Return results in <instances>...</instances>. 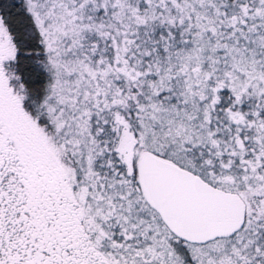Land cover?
Segmentation results:
<instances>
[{"label": "snow or ice", "instance_id": "obj_1", "mask_svg": "<svg viewBox=\"0 0 264 264\" xmlns=\"http://www.w3.org/2000/svg\"><path fill=\"white\" fill-rule=\"evenodd\" d=\"M0 264H264V0H0Z\"/></svg>", "mask_w": 264, "mask_h": 264}]
</instances>
